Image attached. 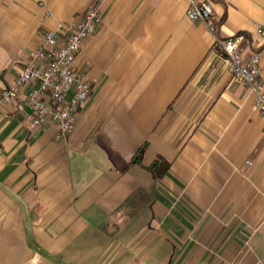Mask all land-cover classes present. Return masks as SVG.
Instances as JSON below:
<instances>
[{"label":"crops","instance_id":"obj_1","mask_svg":"<svg viewBox=\"0 0 264 264\" xmlns=\"http://www.w3.org/2000/svg\"><path fill=\"white\" fill-rule=\"evenodd\" d=\"M210 2L214 31L187 0H0V264H264V119L217 44L244 35L264 78V0ZM94 5L75 62L92 93L57 139L33 126L28 89L1 93Z\"/></svg>","mask_w":264,"mask_h":264},{"label":"built area","instance_id":"obj_2","mask_svg":"<svg viewBox=\"0 0 264 264\" xmlns=\"http://www.w3.org/2000/svg\"><path fill=\"white\" fill-rule=\"evenodd\" d=\"M187 17L214 31L215 12L210 0H187ZM101 21L100 5L90 7L78 21L59 23L47 30L40 45L17 72L15 83L2 91L1 102L10 103L28 89L24 105L33 113L34 127L47 124L56 129V138H65L75 129V117L92 93V86L75 62L84 42L94 36ZM256 33L264 42V24ZM245 36L217 40L234 82L248 89L264 119V78L261 56L246 57L241 52Z\"/></svg>","mask_w":264,"mask_h":264},{"label":"trees","instance_id":"obj_3","mask_svg":"<svg viewBox=\"0 0 264 264\" xmlns=\"http://www.w3.org/2000/svg\"><path fill=\"white\" fill-rule=\"evenodd\" d=\"M147 145H144L139 149V151L136 153V155L133 157L130 166H142L143 165V157H144V152L146 149ZM170 164L163 158H159L156 163L148 169L153 173L155 178H160L163 174L167 172L169 169Z\"/></svg>","mask_w":264,"mask_h":264}]
</instances>
